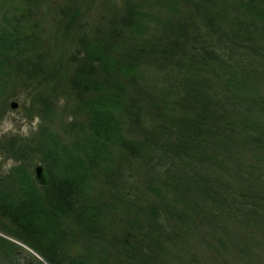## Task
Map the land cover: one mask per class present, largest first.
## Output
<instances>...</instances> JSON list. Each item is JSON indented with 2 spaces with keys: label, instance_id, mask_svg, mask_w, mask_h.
<instances>
[{
  "label": "trees",
  "instance_id": "trees-1",
  "mask_svg": "<svg viewBox=\"0 0 264 264\" xmlns=\"http://www.w3.org/2000/svg\"><path fill=\"white\" fill-rule=\"evenodd\" d=\"M30 1L0 0V112L23 97L42 135L0 154L39 158L48 183L0 166V231L46 264H184L195 237L259 249L264 0H53V31Z\"/></svg>",
  "mask_w": 264,
  "mask_h": 264
},
{
  "label": "rangeland",
  "instance_id": "rangeland-1",
  "mask_svg": "<svg viewBox=\"0 0 264 264\" xmlns=\"http://www.w3.org/2000/svg\"><path fill=\"white\" fill-rule=\"evenodd\" d=\"M52 1L53 0L30 1V6L37 4L40 9L38 10L40 11V14H38L36 22L38 21V25L40 27L44 26V28H47L48 31H53L56 28V25L52 23L51 12L47 9V6L51 5ZM112 1L120 4L119 0ZM19 2H21V0H8V3L5 5L7 7H15L19 6ZM100 2L101 1L92 5L89 4V8L85 10V12L87 11V17L89 19L93 20L100 17V13L97 10V6ZM103 3H105V0H103ZM34 11L37 12L36 9ZM144 37H146V35ZM16 91V93L20 96L21 91L19 89ZM11 102L18 103V108L12 110L10 108ZM24 102L26 104L28 103V101L23 100V97L10 99L7 103V109L0 112V139H4L7 143H9L10 140L15 139V141L19 143L31 145L29 143L36 142L42 135L38 132L40 126L43 125L41 119L38 117L29 118L25 110L21 107ZM67 110L68 112L66 113L62 110V113L64 114L62 115V120L60 121L63 122V124L73 122V117L71 115V111L73 109ZM54 122L56 129L61 132L59 121L55 119ZM28 161V163H21L15 159L8 158L0 154L2 175L17 173L22 179L21 186H31L32 182L35 180L34 168L37 165H41L45 168V165L39 161V158H34L33 160ZM231 228L234 229V237L237 239L238 236L242 235L244 232L243 228L237 226H231ZM0 238L12 248V251L10 252L0 249V264H30L31 261H34V259L44 263L38 254L14 237L0 231ZM191 242H193L194 247H188L187 250L181 253L183 259L186 260L184 264H264V237L258 238V242L260 244L259 249L251 251L246 250L244 255L238 253L236 249L221 250L216 254L197 237H195ZM191 253H195V256L191 255Z\"/></svg>",
  "mask_w": 264,
  "mask_h": 264
},
{
  "label": "water",
  "instance_id": "water-1",
  "mask_svg": "<svg viewBox=\"0 0 264 264\" xmlns=\"http://www.w3.org/2000/svg\"><path fill=\"white\" fill-rule=\"evenodd\" d=\"M10 108L12 110H15L18 108V103L16 102H11L10 103ZM34 176H35V179L42 185L44 184H47L48 183V179H47V176L44 172V169L41 165H37L35 168H34Z\"/></svg>",
  "mask_w": 264,
  "mask_h": 264
}]
</instances>
